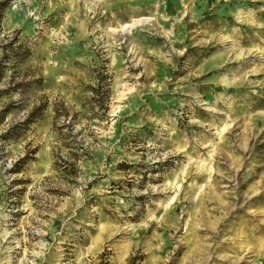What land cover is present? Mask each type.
Returning <instances> with one entry per match:
<instances>
[{
  "label": "rangeland",
  "instance_id": "374dc122",
  "mask_svg": "<svg viewBox=\"0 0 264 264\" xmlns=\"http://www.w3.org/2000/svg\"><path fill=\"white\" fill-rule=\"evenodd\" d=\"M0 13V264H264V0Z\"/></svg>",
  "mask_w": 264,
  "mask_h": 264
},
{
  "label": "bare ground",
  "instance_id": "6f19581e",
  "mask_svg": "<svg viewBox=\"0 0 264 264\" xmlns=\"http://www.w3.org/2000/svg\"><path fill=\"white\" fill-rule=\"evenodd\" d=\"M224 83H225V82H224ZM225 84H226V83H225ZM262 246H263V245H262ZM259 248H260V247H259ZM262 248H263V247H262ZM259 250H260V249H259ZM259 250H258L257 252H260Z\"/></svg>",
  "mask_w": 264,
  "mask_h": 264
},
{
  "label": "trees",
  "instance_id": "16d2710c",
  "mask_svg": "<svg viewBox=\"0 0 264 264\" xmlns=\"http://www.w3.org/2000/svg\"><path fill=\"white\" fill-rule=\"evenodd\" d=\"M0 20H1V13H0Z\"/></svg>",
  "mask_w": 264,
  "mask_h": 264
}]
</instances>
